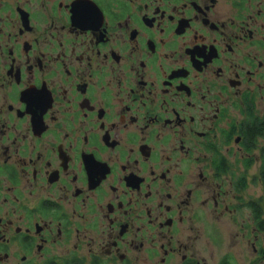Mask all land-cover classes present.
<instances>
[{
    "label": "flooded vegetation",
    "instance_id": "flooded-vegetation-1",
    "mask_svg": "<svg viewBox=\"0 0 264 264\" xmlns=\"http://www.w3.org/2000/svg\"><path fill=\"white\" fill-rule=\"evenodd\" d=\"M0 264H264V0H0Z\"/></svg>",
    "mask_w": 264,
    "mask_h": 264
},
{
    "label": "rangeland",
    "instance_id": "rangeland-1",
    "mask_svg": "<svg viewBox=\"0 0 264 264\" xmlns=\"http://www.w3.org/2000/svg\"><path fill=\"white\" fill-rule=\"evenodd\" d=\"M259 186L256 185V187L251 188L252 192L255 194L256 198H258V196L261 194L260 189L258 188Z\"/></svg>",
    "mask_w": 264,
    "mask_h": 264
}]
</instances>
